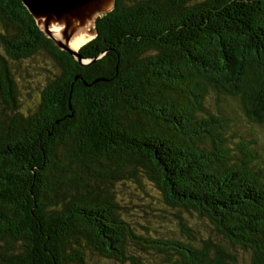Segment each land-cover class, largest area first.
<instances>
[{"label":"trees","instance_id":"1","mask_svg":"<svg viewBox=\"0 0 264 264\" xmlns=\"http://www.w3.org/2000/svg\"><path fill=\"white\" fill-rule=\"evenodd\" d=\"M95 30L81 65L0 0V264H241L184 215L264 264V157L232 129L264 127V0H116ZM41 53L25 108L9 64Z\"/></svg>","mask_w":264,"mask_h":264},{"label":"rangeland","instance_id":"2","mask_svg":"<svg viewBox=\"0 0 264 264\" xmlns=\"http://www.w3.org/2000/svg\"><path fill=\"white\" fill-rule=\"evenodd\" d=\"M93 35L89 36L87 41L84 42H75V46L79 45L80 47L84 46L92 40ZM79 47V49H80ZM0 50L4 52V49L0 47ZM10 72L14 77V80L17 81L18 86V99L24 105V107H34L37 103L39 92L46 87V85L51 81L53 75L55 76L58 73V68L53 62V60L48 57L46 54H37L32 59L21 61L20 63L11 62L10 64ZM208 105L212 107H216V105H222L223 101L218 99L214 94L210 95L208 98ZM3 108H6L0 98V114ZM234 131L239 132L243 137L257 139L259 146H257V150L264 157V127L253 125L243 120L239 119L237 126L232 128ZM233 143L238 142L237 139H231ZM130 184H134L131 182ZM147 191L154 196L157 201L162 199L161 193L151 187L149 185L146 186ZM129 197V190L124 189L123 198L126 200ZM164 201V200H163ZM166 206V205H165ZM159 207V206H157ZM173 213V210L166 206ZM136 214L140 213L139 209L136 207ZM140 217V216H139ZM141 218V223H143L146 219L144 217ZM184 218L187 221V227L191 228L195 232L201 233L204 239H208L212 236V240L214 243L220 245L226 252L236 255L237 259L241 261V264H245L249 261L250 255L240 251L238 249L233 250L223 239L216 236L214 233L213 226L208 221H203L199 219L197 216L190 217L189 215H184ZM159 222L155 221V229L160 231L161 227H164V233H173L175 232L177 235H181V241H188V237L185 233L182 232V227L178 224V220L175 217H172L169 221H163L164 219L158 218ZM162 232V231H161ZM158 261L163 262L162 258H158ZM98 264H103L104 262H96ZM104 264H114L107 263Z\"/></svg>","mask_w":264,"mask_h":264},{"label":"water","instance_id":"3","mask_svg":"<svg viewBox=\"0 0 264 264\" xmlns=\"http://www.w3.org/2000/svg\"><path fill=\"white\" fill-rule=\"evenodd\" d=\"M21 1L47 38L52 40L60 50L75 57L81 65L89 63L82 59L79 53L80 49L75 51L70 48L71 40L85 31V35H93L94 39L96 37V20L111 13L116 7V0ZM55 27H60V38L54 33Z\"/></svg>","mask_w":264,"mask_h":264},{"label":"bare ground","instance_id":"4","mask_svg":"<svg viewBox=\"0 0 264 264\" xmlns=\"http://www.w3.org/2000/svg\"><path fill=\"white\" fill-rule=\"evenodd\" d=\"M55 35L60 38L61 37V31H60V27H55ZM86 34V31L85 33H82L78 36H76L75 38H73L70 42V48L77 51L79 49V45L75 46V42H84V41H87L88 38H90L88 35H85Z\"/></svg>","mask_w":264,"mask_h":264}]
</instances>
